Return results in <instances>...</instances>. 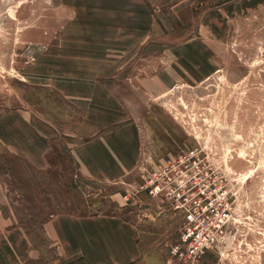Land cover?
Instances as JSON below:
<instances>
[{"label": "rangeland", "instance_id": "374dc122", "mask_svg": "<svg viewBox=\"0 0 264 264\" xmlns=\"http://www.w3.org/2000/svg\"><path fill=\"white\" fill-rule=\"evenodd\" d=\"M227 1L0 0V234L27 237L30 264H85L83 249L63 254L57 218L129 229L139 252L126 264H264V4L228 12L214 36L202 13ZM195 40L217 49L209 77L154 98L125 81L158 69L156 49ZM107 93L125 104L117 122ZM117 127L139 130L141 157L107 179L86 150ZM196 147L234 215L219 248L185 262L171 253L182 213L147 186Z\"/></svg>", "mask_w": 264, "mask_h": 264}, {"label": "crops", "instance_id": "0c3cea01", "mask_svg": "<svg viewBox=\"0 0 264 264\" xmlns=\"http://www.w3.org/2000/svg\"><path fill=\"white\" fill-rule=\"evenodd\" d=\"M243 3L264 4V0H229L212 9H206L201 17L207 30L214 36L221 35V29L224 27L221 19L225 18L228 12H244ZM258 7L255 6L253 10H258ZM216 53L215 45L212 47L211 42L205 43L201 40L156 49L152 67L158 69H153L145 75L130 78L128 76L125 81L134 83L136 89L153 98L161 97L180 82L198 81L200 77H209L214 71L211 67L216 66ZM154 60L157 61L154 63ZM104 105L110 114L112 110L115 111L114 106L117 105L120 106V116L125 114L124 102L112 93L105 94ZM120 116L111 114L110 123L117 122ZM141 148L139 130L117 127L103 132L88 143V161L85 163L94 164L95 172L99 176L107 179L118 178L131 163L139 161ZM51 228L53 237L61 244L65 257L80 258L79 254L83 249L85 264H126L129 258H135L139 252L134 234L122 225L116 226L112 220L57 218L51 220ZM33 253L35 254L27 237L19 235L16 231L0 234V264H30ZM63 254L56 259L58 262L64 257ZM48 263L49 261L44 264Z\"/></svg>", "mask_w": 264, "mask_h": 264}, {"label": "built area", "instance_id": "2783aa9c", "mask_svg": "<svg viewBox=\"0 0 264 264\" xmlns=\"http://www.w3.org/2000/svg\"><path fill=\"white\" fill-rule=\"evenodd\" d=\"M204 153L198 147L182 152L162 171L154 187L147 186L151 194H163L182 213L180 236L171 253L185 262L199 260L212 248H219L234 215L231 196L219 173L209 170Z\"/></svg>", "mask_w": 264, "mask_h": 264}, {"label": "bare ground", "instance_id": "6f19581e", "mask_svg": "<svg viewBox=\"0 0 264 264\" xmlns=\"http://www.w3.org/2000/svg\"><path fill=\"white\" fill-rule=\"evenodd\" d=\"M247 178V177H246Z\"/></svg>", "mask_w": 264, "mask_h": 264}]
</instances>
